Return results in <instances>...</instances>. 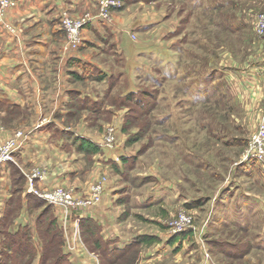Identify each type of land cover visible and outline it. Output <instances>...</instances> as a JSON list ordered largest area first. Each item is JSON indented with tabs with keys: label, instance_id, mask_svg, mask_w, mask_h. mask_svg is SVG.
<instances>
[{
	"label": "rangeland",
	"instance_id": "rangeland-1",
	"mask_svg": "<svg viewBox=\"0 0 264 264\" xmlns=\"http://www.w3.org/2000/svg\"><path fill=\"white\" fill-rule=\"evenodd\" d=\"M17 2L0 10L1 28L10 34H21L26 20L33 16L32 11L16 13ZM92 2L93 9L78 14L64 10L72 20L80 21L84 13L100 12V6ZM122 6L121 0L119 6L109 10L111 20L125 31L111 41L126 50L128 68L121 80L130 89L152 91L156 87L159 102L154 105L147 98L142 104L129 101L118 108L108 100L113 101L114 96L122 93V82H114L113 78L104 82L90 78L74 82L65 71L57 79L49 65L35 67L34 75L39 81L35 97L31 95L33 99L14 110H6L0 104V142L21 132H32H27L28 128L51 118L66 131L82 132L96 143L104 141L106 129L113 127L115 143L94 155L78 152L73 146L63 148L50 143L48 152L36 164L23 167L14 159L6 177L8 197L0 212V264H66L62 253L71 264H77L68 247L82 254L83 264H151L143 260L148 250L145 247H132L130 260L119 259L108 255L96 243V236L86 234L80 223L76 226L69 216L57 218L58 231L52 229L50 217L42 212L43 206L30 210L29 203L42 198L28 191L29 178L35 172L47 178L63 168H75L77 173L66 183L58 182L53 187L71 189L75 198L89 197L91 184L106 179L103 192L90 208L121 206L114 221L127 236L158 233L168 239L179 233L176 222L184 216L187 222L180 224L193 232V244L188 243V251H180L162 264H264V170L256 163L241 161L253 147L252 139L260 125H264V75L259 68H253L258 61L264 62V36L255 32L259 16L264 13V0H154ZM158 19L163 21L153 23ZM141 20L152 24L148 31L136 28ZM95 28L100 29V24ZM165 30H177L178 35L167 41L162 38L168 33ZM90 31L81 28V33L95 39ZM67 33L57 35L63 38V57L70 52L65 48ZM98 45L99 48H77L71 52L116 71L115 48L106 50L99 40ZM154 65L160 69V75L153 73ZM252 76L260 77L246 85ZM74 89L103 99L110 111L103 107L92 111L73 100L60 104L59 98L64 96L67 102ZM60 107L62 114L58 113ZM66 144H71L69 138ZM100 155L131 158L120 175L110 167L109 159L107 163L98 160ZM250 166L255 170L250 169L251 175H247ZM33 179L38 187L39 182ZM106 192H111L110 199L104 198ZM19 194L26 196L21 207L16 199ZM243 196L252 201L248 205L250 210L256 211L243 217L246 229L241 233L231 220L239 205L241 210L247 208L240 203ZM187 201L198 207L185 209ZM5 211L10 219H3ZM37 212L42 214L34 218ZM23 214L31 225L29 229L39 232L40 246L36 252L23 248L24 235H9L19 227L18 219ZM239 218L238 211L234 219ZM109 221L111 217H103V222ZM189 251L192 255L187 256Z\"/></svg>",
	"mask_w": 264,
	"mask_h": 264
},
{
	"label": "crops",
	"instance_id": "crops-1",
	"mask_svg": "<svg viewBox=\"0 0 264 264\" xmlns=\"http://www.w3.org/2000/svg\"><path fill=\"white\" fill-rule=\"evenodd\" d=\"M92 7V0H18L14 11L16 13L21 11L23 13L32 11L33 16H31L30 21L26 20L25 28L21 34H10L9 32L2 30V26L0 25V98L1 94H3L16 106H22L27 101L33 99V95L35 97V89L39 81L34 75V73L36 72H34L33 70H35L37 66L44 67L49 65L55 72V74L53 72V74L55 75L54 77H57V79H59V76H61L64 71L65 73H68L75 70L67 66V61L71 57L87 59L86 56H82L78 52H69L63 57L60 47L63 38H57V35L62 36V30L58 26V21L60 12L64 9H67L71 14L74 15L89 9L91 10L93 9ZM91 12H93V10ZM161 18L162 17H159V19ZM159 19L158 21H153V23H160L161 21H163ZM40 21L43 22V26L38 27ZM96 21L98 20H93L92 22H90L93 25L94 29L96 24H98ZM111 23V28L114 30L115 35H123L125 31L123 30V28H120V24L116 23L113 19ZM162 23L159 27L160 30L163 25ZM147 24L149 25L150 22H144L143 20H141V22L135 24V26L136 28H138ZM82 34L84 39H92V37L87 36L86 32H82ZM122 50L126 54V50L123 46ZM253 68H259L261 70V74L264 75L263 61H258L257 63H255L253 65ZM259 77L260 76H252V81L246 82V85L255 83V81ZM74 90L81 92L83 95L90 94L82 92L79 89ZM31 95L32 97L30 98ZM92 96H94V94ZM66 99L64 96L60 97V104L63 102L66 103ZM58 113L62 114L64 112L61 109L58 111ZM50 123H54L57 125V127L66 130L65 127L62 126L58 121L51 118L43 121V123H41V125L38 127L28 128L27 132H29V130L32 132L27 133L26 140L14 153V159L21 163L23 167H28L36 164L40 157H44L48 152L46 149L48 144L50 146L51 143L49 141L50 129L45 126ZM77 133L82 134V132ZM82 135L86 136L85 134ZM87 138L89 137L87 136ZM97 158L101 162L105 163H107V160L110 159V157L106 158L103 155L97 156ZM100 161L98 162L101 163ZM8 169V165L5 164L0 171V212L3 211V202L6 201V197H8L6 195V185L9 183L8 180H6ZM76 171L77 170L75 168L71 170L63 168L62 170H60V172L48 175L45 180L39 182L38 187L51 188L55 184H59L58 182L62 184L66 183L67 180L70 179L69 177L77 173ZM110 197L111 192H106L104 194L105 199H110ZM22 198L24 199V196H22ZM95 208L96 207L89 208L88 210L84 211L82 209L76 210L71 212L70 216L74 217L78 215L80 218V216L82 215L89 216L95 219L101 226L100 234L102 238L104 240L110 241L111 246H114L116 248H124L133 241L134 237H136L137 235L145 234L139 233L127 236V234H124L122 231H120L119 225L118 223H115L114 218L119 216L121 212V206H112L105 204L103 205V207H101V210H97ZM59 212H61L60 209L56 207L54 209V215H56L57 218L62 216V214H59ZM40 213L41 212H37L34 218L37 217ZM23 216L24 214L21 215L18 219L19 225L30 224L27 223L26 218ZM103 217L106 220L111 217L112 221L105 223L103 222ZM28 226L31 227V225ZM151 235L156 236L160 241L151 245L150 247H145L148 250L143 255V260L148 263L162 264L166 262L167 259L173 256H177L178 252L189 250L187 240H183L180 249L178 251H175L178 242L169 244L167 243L168 239L165 238V236L162 237L158 233H153ZM186 255H192V253H190L189 251V253H187ZM81 256L82 254L78 253L77 251L73 252V259H75L77 264H83Z\"/></svg>",
	"mask_w": 264,
	"mask_h": 264
},
{
	"label": "trees",
	"instance_id": "trees-1",
	"mask_svg": "<svg viewBox=\"0 0 264 264\" xmlns=\"http://www.w3.org/2000/svg\"><path fill=\"white\" fill-rule=\"evenodd\" d=\"M154 0H122L123 6L127 5V4H132V3H143V4H149L150 2H152ZM122 6V7H123ZM121 7V9H122ZM145 22V21H144ZM98 24H100L101 26V30L100 29H94L93 25L91 23H88L84 26V28H89L91 30V33L94 34V36H96L95 39H91V40H87V39H83L82 43L80 44V46L78 47L79 51H83L85 49H88L90 47H98V40L100 43H103L104 48H106V50H109L108 48H110L111 50L114 49V55L116 54V66H117V70L116 71H112L109 70L107 68H104L103 66H100L99 64H97L96 62H92L91 60L88 59H84V58H77V57H71L68 61H67V66L69 68H73L75 69L74 71H70L68 72V75L71 77V79L74 82H83L86 79L90 78L91 80L94 81H100V82H104L107 81L109 78H113L114 82H119L123 84V80H121L127 73V68H128V64H127V57L124 56L125 53L122 50V46H117V44H114L111 41H114L115 38L120 37L119 35H115L114 30L111 28V22H105L103 20H98L97 22ZM91 24V25H89ZM152 24H147L144 26H141V30L144 31H148L149 30V26ZM100 30V31H99ZM168 32V33H166ZM164 34V36L162 37L163 39L169 41L171 40V38H175L174 36L178 35L177 30H168L166 31ZM61 34L63 35V31H61ZM114 39V40H113ZM111 42V43H110ZM175 43V42H174ZM173 43V44H174ZM121 47V49H120ZM159 49H161V47H159ZM101 50L104 51V49L101 47ZM158 55H157V59H158ZM126 58V59H125ZM156 59V58H155ZM157 62H154V64H156ZM155 67L152 69L153 73H156V75H160V69L154 65ZM83 70V72H82ZM151 71V69H150ZM85 73L87 75H85ZM94 73V74H93ZM207 80L206 78H204V81ZM125 87L124 89H122V93H120L119 95L114 96L113 101H109L108 103L111 106H117L118 108L120 107L121 104H125L126 102H132L134 104H142L143 101H145L147 98H150L153 100V104L157 105V103L159 102V97H157V89L156 87H153V90H146L144 88H135V89H130L128 87V85L123 84ZM109 90V86L107 87L105 92H108ZM69 100H67L66 103L70 104L71 101H75L77 102V104L79 106H88L91 109H93L92 111L95 110H99V109H107L106 112H109L110 109L106 107V103L103 101V99L99 98L97 99V96H92V95H83L81 92H78L76 90H73L71 93L69 92ZM117 102L116 104L114 103H110V102ZM0 104L3 105V107H5V109H9V110H14V108H17L18 106H16L15 104H13L6 96H4L3 94H1V98H0ZM108 105V104H107ZM106 107V108H105ZM114 111V110H113ZM111 110V112H113ZM68 112V111H67ZM70 117V116H69ZM45 127H48L50 129V137H49V141L54 144L57 147H63L65 148L66 146H73L75 148L76 151L81 152V153H85L86 155H94L97 154L99 152H101L102 147L99 146L98 143H96L95 141H93L92 139L87 138L86 136L79 134L77 132H69L66 131L60 127H57L56 124L54 123H50L48 125H46ZM69 138V141L71 144H66L67 139ZM117 160L115 158H110L108 161V163L110 164V167L113 168L114 172L116 174H120L122 175L124 173V169H123V165L125 166L128 162L129 159L131 158L130 156H120V158L117 156ZM135 158V157H134ZM253 163H256L259 165V167L261 166V164L257 163L256 161H250ZM8 167H12L11 163H7ZM245 164H243L244 166ZM251 170H255L254 167L250 166L249 167V171L246 172L247 175H251ZM260 169H262V167H260ZM246 171V170H245ZM257 171V169H256ZM255 171V172H256ZM12 173H14V170H12ZM23 179V177H22ZM21 188V187H20ZM19 189H17L16 191H18ZM28 195V194H26ZM22 194H19L18 198V202H19V206H22V200L25 199L26 202V196L24 197V199L22 198ZM31 195H29L30 197ZM12 200V196L10 197V199L7 201L8 203H10V201ZM252 201L248 199V196H243L241 199L240 203H243L244 205H247L246 209L241 210V206L239 205V209H237V212H240V218L235 220L234 216L237 213H234L232 216L231 222L233 223L234 226L237 227L238 232L243 233L245 231V227H246V221H243V217L247 214H253L254 211H251L250 207L248 205H250ZM119 204H122L121 201L118 202ZM28 204V202L26 203ZM30 204V210L32 209H37L41 206H43V210L42 212L47 213V216L50 217V223L52 225V229H54V227L59 231L56 221H57V216L54 215V206L49 205L45 202V200L43 199H36L34 201H32ZM198 207V205L193 204L192 202L187 201V203H185V209L187 210H191ZM42 212L40 214H42ZM39 214V216H40ZM7 212L5 211L3 214V219H8ZM164 215V214H163ZM160 215V216H163ZM38 216V218H39ZM164 217V216H163ZM37 218V217H36ZM10 219V216H9ZM142 219V218H140ZM146 221V220H144ZM148 222V221H147ZM152 222V221H150ZM148 222V223H150ZM80 228L81 226L83 227V230L86 231V234L88 235H92V236H96V243H98L99 247H103L105 249V251L107 252L108 255L110 256H114L117 257L119 259H124L125 257H130L129 260L131 259L132 256H130V251L132 249V247H136V246H142V247H150L151 245L159 242L160 240L151 234H141V235H137L136 237L133 238V241L125 246L124 248H116L114 246H111V242L108 240H104L101 236V226L99 225V223L93 219L92 217L89 216H80ZM153 223V222H152ZM155 224L158 225V227L163 228L159 222H154ZM54 225V226H53ZM264 226V225H263ZM239 227V228H238ZM30 227L27 224H21L19 225V227L14 231V232H10V236L12 238H19L21 235H24V241H26V243L23 245V248L28 250V252L30 251L33 252L32 250H34L35 252L37 251V248H39L38 246H40V243L38 241H40V235L39 232L36 230L35 232H33L31 229H29ZM37 229V228H35ZM183 240H187L188 243H190L189 245L193 244L194 241V237H193V232L191 231V229H185L184 231H181L177 234H174L172 236H170L168 238L167 243L169 244H173L175 242H178L177 247L175 248V251H178L180 249L181 243ZM252 245V244H251ZM43 247V244H42ZM96 247V246H95ZM97 248V247H96ZM42 250V248H41ZM42 254V253H41ZM62 259L66 262V264H71L69 262L68 256L66 257L63 253H62ZM133 258V257H132ZM133 261V260H132ZM131 261V263H132Z\"/></svg>",
	"mask_w": 264,
	"mask_h": 264
},
{
	"label": "built area",
	"instance_id": "built-area-1",
	"mask_svg": "<svg viewBox=\"0 0 264 264\" xmlns=\"http://www.w3.org/2000/svg\"><path fill=\"white\" fill-rule=\"evenodd\" d=\"M96 4L100 6V12L97 14L84 13L82 20L74 21L70 18V14L67 11L60 12L59 16V24L62 26V31H67V42L65 44V48L67 51L77 49L83 41V34L81 33V28H83L86 24L92 22L93 20H103L105 22H111V17L109 15V10L115 8L120 5L121 0H93ZM17 2V0H0V10L13 5ZM2 16L0 15V24L2 22ZM255 32L264 36V13H261L259 19L255 26ZM66 34V33H65ZM264 123V122H263ZM41 125V124H40ZM38 125V126H40ZM36 126V127H38ZM27 133L21 132L15 138H11L9 140H4L0 142V171L2 167L14 161V153L18 148H20L21 144L24 143L26 139ZM101 147H111L115 143V132L113 127H109L106 129V133L104 136V141L97 142ZM253 147L250 148L248 153L242 158V162L256 161L261 164V167L264 170V125H260V128L252 139ZM118 159L117 157L115 158ZM38 182L45 180V174H41L39 172H35L33 176L29 178L30 187L28 191L36 193L38 196H41L43 200L49 205L57 207L60 209L62 216L61 217H70L72 221L77 226L80 222L79 216L71 217L70 213L76 210L90 208L96 203V199L99 198V195L103 192L102 184L104 185L106 179H98L95 180L90 188H89V197L86 198H75L71 192V189H67L64 187H53L52 189H48L45 187H36L34 186V179ZM33 179V183H32ZM102 180V181H101ZM187 220H185L184 216L180 217V220L176 222L178 226V231H184L187 226H181ZM190 221L188 220V223ZM176 233L175 231H173ZM68 252L73 253L76 252L74 248L68 247Z\"/></svg>",
	"mask_w": 264,
	"mask_h": 264
}]
</instances>
